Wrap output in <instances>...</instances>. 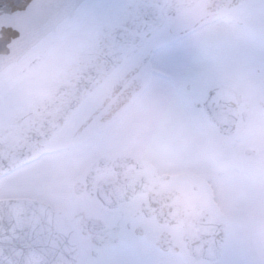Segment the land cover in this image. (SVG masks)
Instances as JSON below:
<instances>
[{
	"label": "flooded vegetation",
	"instance_id": "1",
	"mask_svg": "<svg viewBox=\"0 0 264 264\" xmlns=\"http://www.w3.org/2000/svg\"><path fill=\"white\" fill-rule=\"evenodd\" d=\"M83 3L90 7L80 16L102 24L103 31L96 33L93 47L53 65L47 93L28 102L34 69L20 65L29 49L15 61L18 67L8 65L0 72V226L8 233L24 215L39 222L35 217L48 205L75 231L79 255L74 264L180 261L193 254L192 248L202 239L207 214L192 196L199 190L192 178L199 164L216 160V145L208 135L173 129L162 104L137 106L143 84L132 80L130 65L114 57L108 37L120 39L125 30L130 34L143 27L142 20L157 18L191 28L218 5L224 12L223 27L234 40L252 47L258 41V26L241 31L234 18L243 15L255 22L258 13L237 7L241 0ZM205 3L207 8L202 7ZM114 7L118 10L112 11ZM77 24V14L72 13L54 31ZM40 62L39 57L34 59V64ZM247 72L244 87L233 88L264 92V75L251 67ZM253 106L242 96L232 134H221L215 124L207 129L211 137L224 139L230 154L226 164L233 170L242 160V148L245 158L257 154L251 146L237 149L232 140ZM163 141H175L181 150L162 149ZM12 187L17 190L11 191ZM197 230L201 239L190 235ZM0 246L45 244L4 241ZM0 264L31 262L2 258Z\"/></svg>",
	"mask_w": 264,
	"mask_h": 264
},
{
	"label": "snow or ice",
	"instance_id": "2",
	"mask_svg": "<svg viewBox=\"0 0 264 264\" xmlns=\"http://www.w3.org/2000/svg\"><path fill=\"white\" fill-rule=\"evenodd\" d=\"M88 7L83 0L55 6L44 0H26L22 7L8 13L16 17V23H0V33L9 34L6 47L12 48V42L19 40L18 52L23 54L29 49L20 65L34 69L29 81L33 93L28 102H34L49 91V73L55 63L96 44V33L103 31V25L93 24L80 16ZM202 7L208 6L205 3ZM237 7H251L258 13L255 22L243 15L234 18L241 31L258 26V41L252 47L234 40L223 27L224 12L218 5L214 11L202 15L199 24L191 28H178L166 19L157 18L151 22L142 20L143 27L130 34L125 30L120 39L108 37L114 57L130 65L132 80L143 84L137 106L162 104L173 129L192 136L208 135L217 149L216 160L199 164L198 173L192 178L193 185L199 189L192 196L207 214L202 234L210 239H202L195 254L164 264H264V253L248 257L243 237L234 232L233 219L223 211L239 207V195L232 190L236 176L226 164L230 154L224 139L213 138L207 132L218 117L220 96L234 86L241 73L251 67L264 75V0H241ZM58 10L76 13L78 24L54 31L53 16ZM36 57L41 61L38 65L34 64ZM15 60L14 55L4 58L3 62L18 67ZM160 147L171 152L181 150V145L175 141H163ZM190 235L201 239L200 230Z\"/></svg>",
	"mask_w": 264,
	"mask_h": 264
},
{
	"label": "water",
	"instance_id": "3",
	"mask_svg": "<svg viewBox=\"0 0 264 264\" xmlns=\"http://www.w3.org/2000/svg\"><path fill=\"white\" fill-rule=\"evenodd\" d=\"M25 2L26 0H0V23H16V17L9 16L8 13L15 8L22 7ZM44 2L55 6L69 3L71 0H44ZM71 15L72 13L58 10L53 16L54 28L60 21ZM8 43L9 34L7 32L0 33V71L8 65L3 62L4 58L15 55L17 60L22 55L17 51L19 40L12 42V48L6 47ZM27 50L26 48L25 51ZM240 102L241 93L233 87L220 96L218 117L215 118L214 124L221 134L230 135L233 133ZM246 153L252 154V151L247 150ZM21 204H25V202ZM37 218H39V222H34L30 215H24L21 224L18 227L12 226L8 233H4L6 228L0 226V242L16 243L20 241L25 244L40 243L45 244V246H0V259H21L25 262H31V264L37 262L74 264L79 255V244L69 221L62 216H57L47 205L45 212L43 213L42 209L40 217H35L36 220ZM6 235L10 239L5 238ZM202 239L207 240L209 237L202 234ZM200 244L201 241L194 245L193 254ZM205 248H207L206 244Z\"/></svg>",
	"mask_w": 264,
	"mask_h": 264
},
{
	"label": "rangeland",
	"instance_id": "4",
	"mask_svg": "<svg viewBox=\"0 0 264 264\" xmlns=\"http://www.w3.org/2000/svg\"><path fill=\"white\" fill-rule=\"evenodd\" d=\"M248 75L247 70L243 71L234 85L244 87ZM239 91L245 103L254 106L247 120L238 123L232 140L237 149L251 146L257 154L255 158H245L244 149L240 150L242 160L237 162L239 165L233 170L236 180L232 185V190L239 195L240 204L238 208L228 207L223 211L237 222L233 230L243 237L248 257L255 258L264 253V107L260 106L264 96L262 91ZM10 190L17 189L12 187ZM170 260L175 261L173 258Z\"/></svg>",
	"mask_w": 264,
	"mask_h": 264
}]
</instances>
